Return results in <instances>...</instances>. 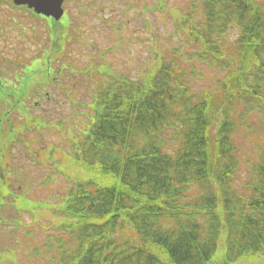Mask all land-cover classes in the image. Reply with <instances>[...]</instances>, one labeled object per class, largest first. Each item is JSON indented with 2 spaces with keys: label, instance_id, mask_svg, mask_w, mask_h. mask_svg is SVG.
<instances>
[{
  "label": "trees",
  "instance_id": "1",
  "mask_svg": "<svg viewBox=\"0 0 264 264\" xmlns=\"http://www.w3.org/2000/svg\"><path fill=\"white\" fill-rule=\"evenodd\" d=\"M69 24L47 22L42 52L52 61L70 39ZM174 28L182 47L155 51L134 77L107 63L87 66L96 78L92 114L69 158L85 175L74 178L56 212L25 194L15 200L19 214L51 211L62 222L58 264H233L264 257V151H255L246 178L236 182L239 134L264 132V0H189ZM199 64L217 73L215 86L193 87L192 79L205 76ZM29 117L28 109L22 131L38 126ZM16 128L6 132L9 140ZM47 150L41 157L53 155ZM67 160H54L58 172ZM7 184L0 182V200Z\"/></svg>",
  "mask_w": 264,
  "mask_h": 264
},
{
  "label": "rangeland",
  "instance_id": "2",
  "mask_svg": "<svg viewBox=\"0 0 264 264\" xmlns=\"http://www.w3.org/2000/svg\"><path fill=\"white\" fill-rule=\"evenodd\" d=\"M10 1L0 0V69L6 68L3 75L11 80L22 69L15 77L16 84L7 83L14 93L8 109L11 113L19 111L14 113L11 126L25 124L22 119H26L28 106L29 118L38 126L27 125L22 133L18 129L20 137L8 149L6 143L5 152L0 154V174L6 173L9 190L0 200V262L58 264L60 252L55 245L57 237L65 238L60 229L62 222L51 211L42 215L19 214L15 200L25 194L32 201L54 207L56 212V205L74 178L85 175L69 158L77 154L92 114L96 78L87 66L107 63L132 77L142 73L154 59L155 51L167 55L171 48L182 47V35L175 31L174 23L184 14L189 0H165L164 8L157 6V0H69L64 4L62 24L69 20L70 39L54 61L47 51L42 52L49 46L46 20L14 7ZM48 25L52 26V20H48ZM238 33L236 29L231 35L236 37ZM198 67L205 76L192 79L193 87L199 90L207 84L215 86L213 77L217 73L205 65ZM4 86L1 82L0 94ZM15 89L22 90L21 94ZM239 135L242 153L236 182L246 178L243 171L248 162L255 161V151H264L263 131H241ZM44 148L55 158L41 157ZM30 149L41 150L34 153ZM53 159L58 164L68 159L61 168L63 174L57 171ZM66 164L75 166L77 171L64 167ZM198 191L194 189L192 193ZM10 250L13 253L5 256ZM233 264H264V258H240Z\"/></svg>",
  "mask_w": 264,
  "mask_h": 264
},
{
  "label": "water",
  "instance_id": "3",
  "mask_svg": "<svg viewBox=\"0 0 264 264\" xmlns=\"http://www.w3.org/2000/svg\"><path fill=\"white\" fill-rule=\"evenodd\" d=\"M17 5H27L39 14L51 16L59 20L64 14L63 2L65 0H13Z\"/></svg>",
  "mask_w": 264,
  "mask_h": 264
},
{
  "label": "flooded vegetation",
  "instance_id": "4",
  "mask_svg": "<svg viewBox=\"0 0 264 264\" xmlns=\"http://www.w3.org/2000/svg\"><path fill=\"white\" fill-rule=\"evenodd\" d=\"M4 72H6V68L2 69ZM4 81H6L7 78L3 77ZM3 79L0 78V83L3 82ZM6 85L4 86V88L2 89V94H0V154H3L5 152V145L7 143V149L9 148L10 144L13 142H10L8 135L6 134V132H9L10 130V126L8 123V119L9 115L5 114V105H6ZM2 107L4 109V111H2ZM9 111V110H8ZM7 111V112H8ZM21 129H22V125H21ZM2 170V167L0 166V172ZM4 174L0 176V179L2 180V182H4Z\"/></svg>",
  "mask_w": 264,
  "mask_h": 264
}]
</instances>
